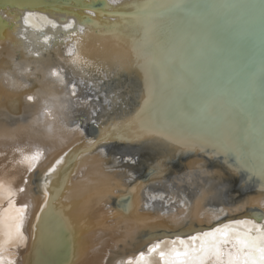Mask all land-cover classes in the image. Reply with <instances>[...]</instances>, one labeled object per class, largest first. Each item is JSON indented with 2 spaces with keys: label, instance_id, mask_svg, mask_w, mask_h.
<instances>
[{
  "label": "bare ground",
  "instance_id": "6f19581e",
  "mask_svg": "<svg viewBox=\"0 0 264 264\" xmlns=\"http://www.w3.org/2000/svg\"><path fill=\"white\" fill-rule=\"evenodd\" d=\"M4 1L16 2L17 0ZM29 12L32 13L31 22L25 25L24 16ZM78 13H69L72 15L68 16L65 22H60L58 17L67 14L66 11L54 12L51 9L25 6L20 9L0 8V18L7 22L3 28H0L2 33L0 35V256L4 258L6 264H26L27 261H34L35 258L32 259L34 249H30L28 246L34 221L39 223L38 228L41 224L44 225V232L46 225L48 234L55 233L57 229L63 231L68 237L73 236L74 240L69 244V255L63 264H103L106 245H100L105 242V238L100 237L103 234L100 235V233L106 229H112L108 230L109 234L112 231L121 234L122 246L130 247L129 244L142 239L140 233L182 227L190 218H194L199 223L212 219L209 212L206 211L212 203L207 205L205 200L202 202L204 205L201 203L199 206L197 205L198 200L193 201L189 210L175 208L171 212L165 213L162 212L164 208L162 207L161 210V205L156 202L154 205L156 207L145 210L148 196L144 191V183L138 178L128 181L127 170L118 168L120 165L128 168L129 164L123 163L115 156V152H113V157L95 152L96 147L99 146L109 149L110 146H107V142H110L117 133L125 135L120 129L111 127L119 123L118 121L124 122L123 120L127 119L129 112L125 108L122 113L115 114L118 115L117 119L105 123L103 129L107 128L106 131H100L94 139H87L83 128V134L66 129V122L72 123L73 118L76 117L71 116L73 112L76 113L75 115L88 114L90 107L86 106L85 110L80 108L81 105L77 104L76 98H73L71 102L66 100L64 98L66 89L56 77L49 76V72H59L65 82L69 84L73 77L77 80L83 78L81 74L85 71L84 68H81L79 63L73 64L72 61L79 58L82 49H85L87 53L94 52L93 43H90L92 37L88 39V42L81 38L69 40L70 32L68 33V31L70 30L66 31L63 28L65 23L75 22L77 19L75 15L77 16ZM53 24L56 27H53ZM73 28L75 27L73 26ZM120 32L123 33V30ZM85 34L88 35L89 31L85 30ZM99 35L104 37L108 44L104 46L100 43L96 50L109 53L110 61L115 62L109 75L114 72L117 77L121 78L117 74L119 71L127 77V81L137 83L135 72L130 69L131 56L126 53L130 50L131 38L127 39V36L123 35L120 40H117L112 35H102L101 33ZM45 36L49 37L47 41H45ZM58 36L60 38L57 39L66 37L69 41H62V44L58 41L53 44L52 42ZM73 47L74 52L69 54L68 49ZM36 53H39V56ZM96 69L100 70L101 68L97 66ZM78 85L81 88L82 85ZM116 89L123 96L124 103H127L130 94L127 83L124 85L118 83ZM28 96H33L35 99L29 101ZM44 99H48L51 105L49 110L52 112V117H49L46 122L52 126L51 133L47 131L46 126L34 124ZM65 104L68 105V111L64 113L65 119L62 123L59 119L60 106ZM136 108L137 105H134L132 110H136ZM108 133L111 135L108 136ZM102 134L105 136L103 141L100 140ZM148 138L145 136L142 140L145 141ZM89 141H96V143L93 145ZM129 146L135 148L132 144ZM80 149L88 151L83 153L80 152ZM139 151H147L149 154L148 149L139 148ZM37 152L40 155L35 161L24 160L25 156H31ZM65 153L68 155L66 156ZM64 156L65 159L74 157L72 159L74 163L70 170L69 167L66 169L63 166ZM159 158L155 159L154 164L157 165L158 170H161L163 167L158 163ZM57 161L60 162L57 163ZM59 166L64 167L65 175H68L65 184L59 182L46 187ZM188 168L192 167L188 166ZM67 170L69 171L67 172ZM46 171H49L45 175L46 182L35 188L34 181H39L41 175ZM182 178L188 180L184 175ZM151 180L154 181L152 185L158 183L153 177ZM191 180L193 181L192 176ZM25 181L27 182L25 183ZM46 189L49 190V197L53 201L51 204L53 213L48 217H45L41 211L45 206V201L48 202ZM132 189H136V191L132 192ZM129 194L132 201L128 211L118 210V200ZM106 200L110 202L109 205L113 208L114 214L113 218L109 219V228L105 219L108 220L110 213L100 206V203L103 204ZM258 202L256 203L258 204ZM47 210L45 208V211ZM185 212H187V216H185ZM201 213L206 216L203 217ZM52 216H58L61 222L57 221L56 225L55 220L48 219ZM63 217H67L71 222V230H67L63 226ZM176 217H184V219L177 222ZM225 225L236 232L245 231L244 225L235 223L219 227L222 228ZM204 242L203 238L196 241L191 240L190 237L183 240L165 239L148 245L142 251L144 253L142 259L139 258L141 253L139 252L127 260L124 258L116 260L117 257H114V262L109 264H118L120 260L130 261L131 264H166V260L161 258L160 252L166 253L168 261H171L174 251L192 252ZM153 244H159V248L155 252L149 253L147 249ZM119 248L123 249V247ZM53 258H57V256Z\"/></svg>",
  "mask_w": 264,
  "mask_h": 264
},
{
  "label": "water",
  "instance_id": "95a60500",
  "mask_svg": "<svg viewBox=\"0 0 264 264\" xmlns=\"http://www.w3.org/2000/svg\"><path fill=\"white\" fill-rule=\"evenodd\" d=\"M134 2H136V0H118V2L111 5L107 11L112 13H131L134 10L126 7V5ZM217 2H243L255 4L257 6L252 14L255 31L251 44L244 48H239L235 45H230L226 48L223 44L213 46L211 43L203 40L201 33L193 31L192 35L196 37L194 54L196 49H200L202 55L195 58L187 67H181V59L179 56L173 59L171 66H166L168 79L165 84L161 85L158 89V98L156 102L158 118L161 121L164 119L163 114L165 112L170 111L173 113L174 120L171 121L167 129L170 133L174 135H195L199 133L204 135L209 143L199 144L191 149H185L181 147L180 144L174 143L163 136H148L149 138L144 141L142 138H134L131 133H128L127 137L124 139H116V136L123 135L117 133L110 142H107V146H110L109 149L105 146H99L96 147L95 152L105 153L108 156L112 155V157L113 152H115L116 157L123 163L129 164L128 168L121 165L118 168L125 171L127 170L128 181L138 178L144 183V191L148 196L145 210H151L153 207H156L154 206L155 202L161 205V210L162 207L164 208L162 212L165 213H169L175 208H185L189 210L192 207L193 201L199 200L200 204L206 201L208 205L211 202L212 205L208 209H225V214L216 213L219 215V219L217 220L213 219V214L209 212L208 214H210L212 219L208 221L206 220L199 223L194 218H190L186 220L182 227L152 231L150 233H140L142 239L129 244L130 247H126V245L122 246L123 238L121 234H116L114 231L111 232L112 234H109L108 230L112 229H106L104 232L100 233V235H104L100 237L105 238V242H102L100 245H106L104 248L105 253L103 256L105 259L103 264L113 263L114 257H117L116 260L119 258L127 260L137 255L139 252H142L153 242L164 241L165 239L183 240L197 233L208 232L221 225L234 223V221L249 219L255 220L257 224L262 223V221L256 219V216L253 214H259L261 211H264L260 209L259 205L256 203L264 199V181H261L258 175H253L247 170H241L240 172L234 171L235 158L233 156H225L223 152L217 151L212 146L218 127V118L223 110L221 106L224 105L226 98L217 96L212 101V107L208 113L201 115L198 112V109L204 101L209 99V90L215 84L217 78L235 77L241 82V86H243L241 74L247 71L248 64H254L255 78L257 85H259L262 58H264V42H262L260 30V0H217ZM106 3L107 0H17L16 2H5L4 0H0V8L9 7L10 9H20V7L25 6L30 8L51 9L54 12L66 11L67 14L58 17L60 22H65L67 17L72 15L69 13L79 12L77 16L75 15L77 19L75 20L74 27L76 28V26L80 25L81 18L87 16L86 8L89 5L95 8ZM220 15L223 17L219 29L220 31L225 33L230 32V26H238L242 32L247 30V25L237 20V14L228 12L227 10H221ZM92 19L100 23L99 29H90L86 25L85 30L89 31L88 35L84 34V36L79 38L72 37V39L81 38V40L85 42H88V39L92 37L90 43H93L95 48L93 50L94 52L90 53L82 49L79 55V59L87 61V64L79 63L80 67L85 70L81 74L85 80V84H82V86L80 85L81 88L77 85V104H80V108L84 110L86 106L90 107V112L88 111V114L79 113V115H75L76 113L73 112L71 116L76 117L73 118L72 123L69 121L66 122L67 130L74 129L75 124L79 123L81 128L84 129L87 139H94L100 131H106L107 128L103 129L105 127L104 124L110 120L117 119L118 115L115 114L122 113L124 108L129 114L127 119L123 121L127 122L133 118L137 112L140 111L144 99L146 98L145 69L142 67L143 61H137L132 44L130 45V50L126 51V53L131 56L130 69L132 72H135L134 75L137 77V83L127 81V77L123 76L119 71H117V74L121 78L117 77L114 72L109 75L115 62L110 61L111 55L109 53L107 54L103 51L98 52L96 50L100 43L104 46L108 44L106 39L99 35V33L109 31L110 25H118V23H120L118 31L123 30L124 35L127 36V39L131 38L130 40L133 38H140L138 30L132 29L130 27L131 21L125 23L119 15L114 18L112 16L100 17L97 15ZM191 23L193 28H195L197 25L202 24V21L193 18ZM6 24L7 22L0 18V28H3ZM75 28L68 31V33L75 31ZM1 34L0 31V35ZM57 38L60 37H56L54 42H52L53 44H55V42L58 43V41L62 44V41L67 42L68 40L66 37L63 39ZM88 60L91 62L89 63ZM97 66L101 69L97 70ZM151 71L153 75L159 79V70L153 67ZM189 73H193L194 76ZM105 75L107 79L104 78ZM101 80H103V83H100ZM89 82H91L92 86L89 85ZM118 83L122 85L127 83L130 88L127 103H124L123 96L120 94V91L116 89ZM88 96H92L93 99L85 103L84 101L87 100ZM96 97H98V99H96ZM106 98L108 103L105 102ZM256 103L258 106L259 89H257L256 93ZM134 105H137L136 110H132ZM93 109H96L94 116L92 115ZM256 115L258 122V107ZM213 117L217 119H213ZM93 120H95V123L92 122ZM129 144H132L135 150L130 147ZM139 148L143 150L148 149L149 154L147 151H139ZM201 148H203V150H201ZM86 151L88 150L80 149V152L84 153ZM73 156L75 157L74 154ZM74 157L70 159H65V156L63 157L62 160L65 159V161H63V166H65L66 169L68 167L69 170L72 168L74 163L72 159H74ZM157 157H160L158 163L163 167L161 170H158L156 168L157 165L154 164ZM192 162L194 163L191 164ZM253 163L256 165L257 169H259L260 160L258 156ZM188 166L192 168L190 169ZM69 170H67V172ZM49 171L44 172L39 181H34L36 185L35 188L46 182L45 179L47 177L45 175ZM182 175L186 176L189 181L186 180V178H182ZM191 176L193 177V181L191 180ZM249 176L252 178L249 179ZM67 177L68 175H65V168L59 166L51 176L50 183H47L46 187L59 182L65 184ZM151 177L158 181V183L152 185L154 181L151 180ZM46 191L48 192L46 195L48 205L52 209L51 213H53V207L51 206L53 201L49 197V190L46 189ZM55 196L57 195L55 194ZM131 201L130 194L119 199L117 203L118 210L122 211L123 209L122 212L128 211ZM109 203L108 200L103 204L100 203V206L110 213L108 220L107 218L105 219L108 228L110 227L109 219L114 216L112 212L113 208ZM202 205H204V203H202ZM238 206H242L240 207V211H234ZM201 214L203 217L206 216L204 213ZM48 219L55 220L56 225L58 222H61L58 216H52ZM38 224V222L34 221L32 227L33 232L30 234L31 238L28 243L29 248L34 249L32 259H35L31 262L27 261L26 264H63V261L66 262L69 255V244L74 240L71 233V237H68L63 231H58L56 229L55 233L48 234L46 225L44 232V225L42 226L40 222L41 225L38 228ZM57 233H59V236H57ZM115 246L117 247L116 249ZM119 247H123V249ZM54 256H57V258H53Z\"/></svg>",
  "mask_w": 264,
  "mask_h": 264
},
{
  "label": "snow or ice",
  "instance_id": "6c2138e0",
  "mask_svg": "<svg viewBox=\"0 0 264 264\" xmlns=\"http://www.w3.org/2000/svg\"><path fill=\"white\" fill-rule=\"evenodd\" d=\"M118 0H107V3L100 7L89 5L86 8L87 16L81 18L80 25L76 26L75 31H71L68 39L72 37H82L85 34V26L90 29H99L100 23L92 19L99 15L100 17L117 15L128 23L131 21L130 27L138 30L140 38L132 39L133 51L136 54L137 61H143L142 67L145 69V87L146 98L143 106L137 114L127 122H119L112 125L113 129H120L125 135L116 136V139H124L128 133H131L134 138L141 139L144 136H163L174 143L180 144L185 149H191L199 144L209 143L208 139L202 134L189 135H174L167 129L172 120L173 113L165 112L164 119L161 121L158 118L156 110V102L158 98V89L165 84L168 79L166 66H171L173 59L177 56L181 59V67H187L195 58L202 55L200 49L195 50L194 44L196 37L192 32L202 34L204 41L211 43L213 46L223 44L226 48L230 45H235L239 48L247 47L252 42L254 36V20L252 14L256 9L255 4L243 2H217V0H136V2L126 5L133 9L131 13H112L107 9L116 4ZM259 9L260 30L262 42H264V0H260ZM221 10H227L237 14V20L247 25V30L241 31L238 26H230V32L220 31L223 17L220 15ZM32 13L29 12L24 16L25 25L30 24ZM197 18L202 21V24L193 28L191 20ZM74 21H70L63 25L67 30L73 29ZM227 23V22H225ZM53 27H56L53 24ZM119 25H110L109 31L101 33L102 35H112L117 40L123 37V33L118 31ZM49 37L45 36V41ZM69 54L74 52V47L68 49ZM39 56V53H36ZM73 64H87V61H82L78 57L73 59ZM155 67L159 70V79L153 75L151 69ZM39 70V69H38ZM194 76L193 73H189ZM49 76H54L58 82L66 89L64 98L71 102L76 97L78 84H85V80L80 78L77 80L72 78V82L66 83L64 77L59 72L51 71ZM107 79V76L104 77ZM241 82L235 77L217 78L215 84L209 90V99L205 100L198 112L202 115L208 113L212 107V101L217 96L225 97V103L222 105V112L218 118V127L216 129L213 148L223 152L225 156H233L235 158L234 171L240 172L247 170L253 175H258L261 181H264V58H262L261 76L259 85L255 78L254 64L247 65V71L241 74ZM103 83V80L100 81ZM91 85V82H89ZM259 89V105L256 103V93ZM27 99L32 101L33 96H28ZM92 96H88L85 103L91 101ZM98 99V97H96ZM106 103L108 100L106 98ZM51 105L48 99L42 101L41 110L36 117L34 124L37 126L44 125L49 133L52 132V126L47 124L49 117H52V112L49 110ZM257 107L259 110V119L257 122ZM61 115L59 119L63 123L64 113L68 111V105H61ZM96 109L92 110L94 116ZM55 119V117H53ZM213 119H217L213 117ZM95 123V120L92 121ZM69 131H78L83 134V129L79 123L75 124L74 129ZM111 135V133H108ZM105 139L104 134L100 140ZM90 144H95L96 141H89ZM203 150V148H201ZM40 155L34 153L31 156H25L24 160L33 162ZM67 155V153H65ZM259 157L260 166L257 169L253 161ZM130 159V158H129ZM60 161H57L59 163ZM51 171V169H50ZM252 177L249 176V179ZM27 181H25L26 183ZM23 191V189H21ZM135 192L136 189H132ZM154 198V197H153ZM163 198V197H161ZM200 201H197L199 206ZM259 208L264 210V199L258 202ZM246 206V205H244ZM26 207V205H25ZM238 206L234 211H240ZM45 208L48 210L45 211ZM45 217L51 214V207L45 201V206L41 209ZM123 211V209H122ZM213 214V219H219L216 213L225 214V209H206ZM199 215V211L197 212ZM256 219L262 221L257 224L255 220L234 221L235 224L245 226V231L236 232L230 230L227 225L217 227L209 232L197 233L191 236L193 241L203 238L205 241L199 248L189 251H174L173 258L168 261L167 254L160 252L162 259L166 260V264H264V211L259 214L254 213ZM187 216V212H185ZM39 219V218H38ZM177 222H180L184 217H176ZM63 226L67 230L72 229L71 222L67 217L62 218ZM159 248V244H153L147 249L149 253L155 252ZM144 253L139 254L142 259ZM0 264H6L4 258L0 256ZM118 264H131L130 261H118Z\"/></svg>",
  "mask_w": 264,
  "mask_h": 264
}]
</instances>
